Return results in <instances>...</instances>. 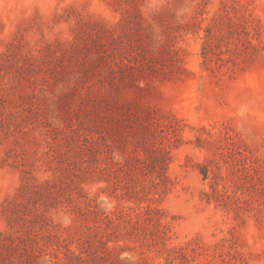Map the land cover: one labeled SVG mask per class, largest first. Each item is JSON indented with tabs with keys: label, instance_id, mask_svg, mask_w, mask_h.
Here are the masks:
<instances>
[{
	"label": "rangeland",
	"instance_id": "1",
	"mask_svg": "<svg viewBox=\"0 0 264 264\" xmlns=\"http://www.w3.org/2000/svg\"><path fill=\"white\" fill-rule=\"evenodd\" d=\"M0 240L264 264V0H0Z\"/></svg>",
	"mask_w": 264,
	"mask_h": 264
},
{
	"label": "trees",
	"instance_id": "2",
	"mask_svg": "<svg viewBox=\"0 0 264 264\" xmlns=\"http://www.w3.org/2000/svg\"><path fill=\"white\" fill-rule=\"evenodd\" d=\"M138 216H139V215H138ZM157 219L159 220L160 225H161L162 227H164V228H166V227L170 224V221H168V220H166L165 222H162V221H161V220H162L161 217H158ZM5 243H6L5 241L0 240V247H1L2 245H4Z\"/></svg>",
	"mask_w": 264,
	"mask_h": 264
}]
</instances>
